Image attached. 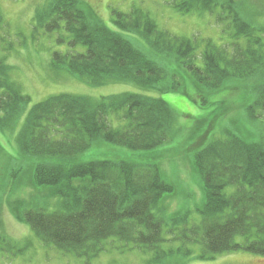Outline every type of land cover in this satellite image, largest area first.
Returning a JSON list of instances; mask_svg holds the SVG:
<instances>
[{
  "label": "trees",
  "instance_id": "trees-1",
  "mask_svg": "<svg viewBox=\"0 0 264 264\" xmlns=\"http://www.w3.org/2000/svg\"><path fill=\"white\" fill-rule=\"evenodd\" d=\"M173 5L183 13L213 15L221 29L217 42L161 29L138 6L126 12L113 9V29L88 14L82 0H46L32 22L34 29L66 32L58 41L68 42L69 50L51 57L58 70L92 84L116 80L154 89L170 78L169 68L160 62L173 58L200 93H216L228 82L233 90L250 87L251 101L245 95L240 106L257 118L264 112V0L255 6L250 0H174ZM1 17L0 8V27ZM77 45L86 50L74 52ZM11 70L0 60V128L14 130L24 116L17 135L21 153L42 160L35 166V184L49 188L57 198L53 209L48 204L23 205L14 214L46 246L87 259L120 242L123 248L152 252L158 261L174 254L191 257L196 245L201 251L193 258L212 259L234 251L264 256V136L246 142L226 128L225 135L209 141V131L217 124L212 128L207 122L204 136L195 143V165L205 190L199 220L184 215L169 221L160 203L174 186L156 164L74 161L98 139L133 151L164 146L177 117L167 102L132 92L100 98L61 93L28 109L31 97ZM180 80L166 89L179 90ZM168 241L177 244L165 249ZM0 250L22 251L4 235Z\"/></svg>",
  "mask_w": 264,
  "mask_h": 264
},
{
  "label": "rangeland",
  "instance_id": "rangeland-1",
  "mask_svg": "<svg viewBox=\"0 0 264 264\" xmlns=\"http://www.w3.org/2000/svg\"><path fill=\"white\" fill-rule=\"evenodd\" d=\"M45 1L0 0L3 18L0 27V60L12 66V78L31 97L28 109L51 95L61 93L100 98L132 92L162 98L177 116L171 140L164 146L147 151H133L98 139L91 149L74 161L127 159L137 163L156 164L163 179L174 186V191L165 194L160 203L165 218L171 221L187 215L186 218L190 221H198L199 208L205 201V190L202 176L195 165V154L199 149L195 143L199 137L204 136L207 122H212V128L217 124L214 130L209 131V141L214 136L225 135L226 128L246 142L262 139L264 112H258V117L253 118L240 106L245 95L248 96L246 100L251 101L250 87L242 91L233 90L229 89L231 86L227 87L228 82L216 93H200L190 76L180 69L173 58L160 62L169 68L170 78L157 83L154 89H144L132 82L116 80L92 84L66 69L58 70L53 67L51 57L56 51L69 50L68 42L58 41L59 36L66 35V32L59 30L48 33L43 29H34L32 22L37 8ZM82 1L88 14L113 29H117L112 22L113 9L126 12L138 6L147 11L161 29L178 36L211 38L217 42L221 33L220 24L209 12L183 13L176 10L174 0ZM259 1L261 3L262 0H250V3L255 6ZM201 49L202 47L198 50L199 64H202ZM85 50V46L77 45L73 51ZM154 59L159 63V58ZM175 79L182 82L181 88L166 89ZM204 100L206 101L203 102ZM23 120L24 116L14 130L0 128V235L6 236L22 250L13 254L0 250V264H264V256L246 251L218 254L212 259L193 258L201 251L198 245L192 246L196 253L191 257L174 254L159 261L153 259L152 252L123 248L121 242L114 244L113 249H107L99 257L91 259L64 254L53 246H46L35 236L31 227L14 214L23 205L28 208L35 204H48L53 209L57 201L49 188L35 184V166L42 160L21 153L17 135ZM170 226L171 223H168L167 229ZM167 238H171V235ZM174 244L177 243L168 241L163 247L169 250Z\"/></svg>",
  "mask_w": 264,
  "mask_h": 264
}]
</instances>
